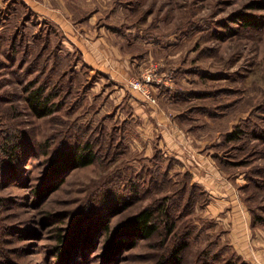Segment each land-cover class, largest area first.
<instances>
[{
	"label": "rangeland",
	"instance_id": "1",
	"mask_svg": "<svg viewBox=\"0 0 264 264\" xmlns=\"http://www.w3.org/2000/svg\"><path fill=\"white\" fill-rule=\"evenodd\" d=\"M148 78L154 101L129 84ZM145 207L157 230L105 259ZM81 214L96 233L63 260ZM179 243V264H264V0H0V264H170Z\"/></svg>",
	"mask_w": 264,
	"mask_h": 264
},
{
	"label": "trees",
	"instance_id": "2",
	"mask_svg": "<svg viewBox=\"0 0 264 264\" xmlns=\"http://www.w3.org/2000/svg\"><path fill=\"white\" fill-rule=\"evenodd\" d=\"M242 15V16H241ZM241 19L243 24L252 25L258 22V19L255 15L250 13L241 14ZM50 96L42 94L40 88L34 89L29 92L26 96L27 104L32 109V111L37 116H44L51 112V107L48 104ZM238 135L235 131H231L227 134L228 137H233ZM95 159L94 151L90 148L88 142L79 144V145H70L65 148H61L56 152L55 156H52L50 159V170H51V180L43 188L37 189L38 195H41L43 192L51 191L58 188L62 182V175L67 169H71L77 166H85L93 162ZM59 176V177H58ZM156 211L153 208L145 207L139 211L133 213L125 219V222L120 223L117 226L118 236L110 241L107 245L105 259L112 256L113 252L118 251L121 248L132 247L134 245V239L139 237H150L156 230ZM88 217L85 214H81V217H77V224L72 225L66 232H58L57 238L60 241L56 245L55 252L60 253L59 257L67 261V256L70 253L75 254V252L83 246L85 243H88L93 235H95L97 229L83 228L82 225L86 224ZM171 227V224H169ZM105 229V228H104ZM172 230V227L169 228V232ZM94 238V237H93ZM62 243V244H61ZM183 249L182 244H176L170 253V264H179L180 257L179 254ZM196 264H215L213 260L204 259L201 262ZM240 264H247L246 262H240Z\"/></svg>",
	"mask_w": 264,
	"mask_h": 264
},
{
	"label": "built area",
	"instance_id": "3",
	"mask_svg": "<svg viewBox=\"0 0 264 264\" xmlns=\"http://www.w3.org/2000/svg\"><path fill=\"white\" fill-rule=\"evenodd\" d=\"M149 82V78L145 79L144 82H141L140 80L133 79L129 81V84L131 87L138 89L147 100L154 101V97L151 95L147 84Z\"/></svg>",
	"mask_w": 264,
	"mask_h": 264
},
{
	"label": "crops",
	"instance_id": "4",
	"mask_svg": "<svg viewBox=\"0 0 264 264\" xmlns=\"http://www.w3.org/2000/svg\"><path fill=\"white\" fill-rule=\"evenodd\" d=\"M139 110H141V108L139 109ZM158 113V112H157ZM157 115H160V114H157ZM159 119V118H158Z\"/></svg>",
	"mask_w": 264,
	"mask_h": 264
}]
</instances>
